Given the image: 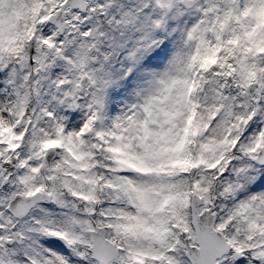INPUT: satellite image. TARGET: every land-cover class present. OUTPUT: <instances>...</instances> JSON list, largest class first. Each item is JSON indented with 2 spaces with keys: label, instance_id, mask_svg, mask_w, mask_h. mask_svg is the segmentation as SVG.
Instances as JSON below:
<instances>
[{
  "label": "snow or ice",
  "instance_id": "snow-or-ice-1",
  "mask_svg": "<svg viewBox=\"0 0 264 264\" xmlns=\"http://www.w3.org/2000/svg\"><path fill=\"white\" fill-rule=\"evenodd\" d=\"M0 264H264V0H0Z\"/></svg>",
  "mask_w": 264,
  "mask_h": 264
}]
</instances>
